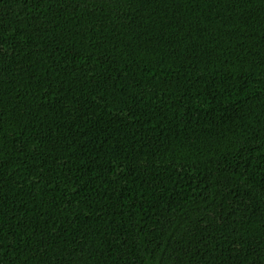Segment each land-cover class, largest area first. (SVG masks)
Returning <instances> with one entry per match:
<instances>
[{"label":"trees","instance_id":"16d2710c","mask_svg":"<svg viewBox=\"0 0 264 264\" xmlns=\"http://www.w3.org/2000/svg\"><path fill=\"white\" fill-rule=\"evenodd\" d=\"M0 264H264V0H0Z\"/></svg>","mask_w":264,"mask_h":264}]
</instances>
